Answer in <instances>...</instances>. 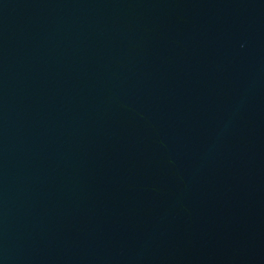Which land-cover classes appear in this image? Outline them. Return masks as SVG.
<instances>
[{
  "label": "water",
  "instance_id": "obj_1",
  "mask_svg": "<svg viewBox=\"0 0 264 264\" xmlns=\"http://www.w3.org/2000/svg\"><path fill=\"white\" fill-rule=\"evenodd\" d=\"M0 264H264V0H0Z\"/></svg>",
  "mask_w": 264,
  "mask_h": 264
}]
</instances>
